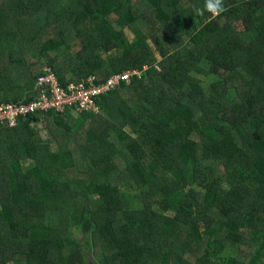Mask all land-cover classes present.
Wrapping results in <instances>:
<instances>
[{
    "label": "trees",
    "instance_id": "16d2710c",
    "mask_svg": "<svg viewBox=\"0 0 264 264\" xmlns=\"http://www.w3.org/2000/svg\"><path fill=\"white\" fill-rule=\"evenodd\" d=\"M203 3L0 0V107L45 70L142 71L96 113L0 122V264H87L77 226L99 264H264V0Z\"/></svg>",
    "mask_w": 264,
    "mask_h": 264
},
{
    "label": "built area",
    "instance_id": "2783aa9c",
    "mask_svg": "<svg viewBox=\"0 0 264 264\" xmlns=\"http://www.w3.org/2000/svg\"><path fill=\"white\" fill-rule=\"evenodd\" d=\"M46 75L38 79L40 85H47L50 95L43 94L35 101L20 103L18 105H4L0 107V122L8 121L14 125L18 114L36 113L44 114L53 110L56 113L65 112H90L97 111V99L106 95L121 83H129L133 76H140L138 70L124 71L111 75L103 82L96 81L95 77H89L78 84H70L67 87H60L51 71L45 70Z\"/></svg>",
    "mask_w": 264,
    "mask_h": 264
},
{
    "label": "rangeland",
    "instance_id": "374dc122",
    "mask_svg": "<svg viewBox=\"0 0 264 264\" xmlns=\"http://www.w3.org/2000/svg\"><path fill=\"white\" fill-rule=\"evenodd\" d=\"M125 33L128 37V39L131 41L133 40V35L128 29H125ZM73 112V111H72ZM73 116H78L77 114L73 113ZM42 126V127H41ZM37 130L39 131L40 135L44 138L46 137V131L44 129V123L42 125L37 126ZM48 138V137H47ZM48 140V139H47ZM52 149H56V146L54 143H52ZM75 229L76 232L73 233V237L76 239V241L83 246V253L85 256V260L87 264H99L95 259V252L94 249H92L91 243H90V232L82 233L83 229H79L77 227H72V229ZM73 229V230H74ZM71 234V232H70ZM89 241V244L87 242ZM229 254L232 253V251H228ZM233 254V253H232ZM21 264V263H20Z\"/></svg>",
    "mask_w": 264,
    "mask_h": 264
},
{
    "label": "clouds",
    "instance_id": "9594fccd",
    "mask_svg": "<svg viewBox=\"0 0 264 264\" xmlns=\"http://www.w3.org/2000/svg\"><path fill=\"white\" fill-rule=\"evenodd\" d=\"M204 11H207V12L211 13L212 16H215L218 13L222 12L223 11L222 0H204L203 8H201L199 6L193 8V14L194 15H203ZM144 69H147V67H145ZM134 70H136V69H134ZM130 71H132V70H130ZM138 71H140V70H138ZM140 73H141V75L139 77L138 76H133V77L140 78L142 76V71H140ZM89 77H95V76L94 75H90V76L86 77L83 80H86ZM95 79H96V77H95ZM96 81H97V79H96ZM98 111H99V106H98V110L97 111H90V112L96 113ZM68 113L71 114V115H73V113L79 115V114H81L83 112H81V113H78V112H68Z\"/></svg>",
    "mask_w": 264,
    "mask_h": 264
}]
</instances>
